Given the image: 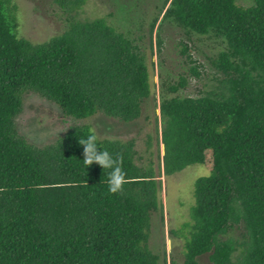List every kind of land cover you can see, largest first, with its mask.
Here are the masks:
<instances>
[{
  "label": "trees",
  "instance_id": "16d2710c",
  "mask_svg": "<svg viewBox=\"0 0 264 264\" xmlns=\"http://www.w3.org/2000/svg\"><path fill=\"white\" fill-rule=\"evenodd\" d=\"M56 1L67 14L84 2ZM252 1L161 0L149 21L150 58L163 11L162 21L225 45L214 61L222 73L216 89L161 95L155 116L163 175L196 164L209 171L194 182L183 261L170 264H201L203 255L209 264H264V0ZM17 10L0 0V264H166L149 247L152 213H163L159 160L139 165L133 141L101 140L90 125L73 123L97 114L138 119L152 93L146 54L105 17L75 14L62 34L33 44L17 34ZM190 74L200 76L197 66ZM186 82L179 75L166 85L178 92ZM24 94L73 121L54 141L32 143L17 121ZM92 134L126 173L116 192L111 169L84 164L82 141Z\"/></svg>",
  "mask_w": 264,
  "mask_h": 264
},
{
  "label": "rangeland",
  "instance_id": "374dc122",
  "mask_svg": "<svg viewBox=\"0 0 264 264\" xmlns=\"http://www.w3.org/2000/svg\"><path fill=\"white\" fill-rule=\"evenodd\" d=\"M17 5L18 29L17 34L33 44H38L60 35L67 26V16L76 15L81 20H93L105 17L119 31L128 33L146 54V64L150 75L151 96L144 102L138 119L132 122H121L102 114L94 115L86 120H75V124H88L96 136L103 139L133 141L136 150L137 164L147 163L151 158L161 167L160 201L163 213L153 212L151 216L149 247L158 254L166 264L170 259L182 262L183 247L191 224L190 208L194 205V182L197 178L208 176L209 171L202 165H191L183 171L169 177L163 175L162 158L164 146L161 143L159 116L161 95L198 96L219 85L222 73L214 65L218 52L225 47L223 40L212 34L199 35L188 32L178 26L173 20L162 21L164 11L160 14L152 34V57L149 49V21L158 12L161 0H84L75 11L66 13V7L56 0H12ZM239 5H252V0H235ZM161 23V24H160ZM161 41V52L156 50L157 34ZM141 37V38H140ZM185 45L187 50L184 53ZM199 77L190 74V68L196 67ZM186 77L187 82L178 92H171L166 82L175 84L178 76ZM165 83V85H164ZM33 96L41 105L47 104L36 94H24L25 103ZM28 96V97H26ZM26 97V98H25ZM48 106L55 107L49 103ZM51 108V114L42 117L43 122L35 127L37 119H24L25 113L18 116L19 130L27 139L36 145H44L55 140L57 135L71 124L55 122L56 117L62 116L57 107ZM40 108L36 109V112ZM54 110V111H52ZM40 115V114H39ZM38 115V116H39ZM24 121L25 123H23ZM22 128H21V127ZM24 128V129H23ZM43 138V139H41ZM158 153V156L156 155ZM160 163V164H159ZM189 224L184 227L185 224ZM175 232L176 234H174ZM241 230L234 228L232 235L240 236ZM201 264H209L207 255L198 258ZM236 264V263H235Z\"/></svg>",
  "mask_w": 264,
  "mask_h": 264
},
{
  "label": "clouds",
  "instance_id": "9594fccd",
  "mask_svg": "<svg viewBox=\"0 0 264 264\" xmlns=\"http://www.w3.org/2000/svg\"><path fill=\"white\" fill-rule=\"evenodd\" d=\"M84 147V164L89 166L96 163L104 169H111L109 174V190L111 192L118 191L124 183L126 173L118 166V160L107 150H101L97 145L96 136L94 134L82 141Z\"/></svg>",
  "mask_w": 264,
  "mask_h": 264
},
{
  "label": "flooded vegetation",
  "instance_id": "af4514ba",
  "mask_svg": "<svg viewBox=\"0 0 264 264\" xmlns=\"http://www.w3.org/2000/svg\"><path fill=\"white\" fill-rule=\"evenodd\" d=\"M28 97V96H26ZM25 97V98H26ZM31 98L25 103V99H23V107H22V112L25 113L24 115V119L26 120V123H28V121L30 119H37L36 121H38L36 124H35V127L37 126V124L39 125L41 122H43V119L42 117H44L45 115H49L51 114V108H54V110H56L55 107H57L55 105V107H51V106H48L47 104L50 103V101L46 100L47 101V104L46 103H43V104H39L38 103V100L37 99H34V97L31 95L30 96ZM39 97V96H38ZM41 98V97H40ZM41 99H44V98H41ZM52 103V102H51ZM37 108H40L37 112H36V109ZM58 108V107H57ZM52 110V111H54ZM59 110V108H58ZM21 114V113H20ZM40 114V115H39ZM39 115V116H38ZM55 117H56V121L55 122H61L62 124H65L67 122L64 121L63 117L62 116H58V114H54ZM19 116V115H18ZM18 116H17V121H18ZM23 123H25L24 121H22ZM44 123V122H43ZM21 127V126H20ZM22 128V127H21ZM24 129V128H23ZM43 139V138H41Z\"/></svg>",
  "mask_w": 264,
  "mask_h": 264
}]
</instances>
